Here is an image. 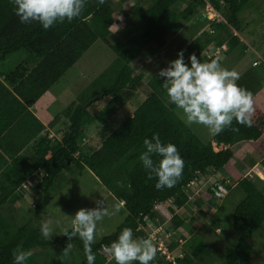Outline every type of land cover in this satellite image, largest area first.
<instances>
[{
	"label": "trees",
	"instance_id": "1",
	"mask_svg": "<svg viewBox=\"0 0 264 264\" xmlns=\"http://www.w3.org/2000/svg\"><path fill=\"white\" fill-rule=\"evenodd\" d=\"M205 1L147 0V4H143L144 0H135L134 3L121 0L122 16L127 20L122 29L126 34L110 44L116 14L114 0H103V3L87 0L78 17L70 23H56L47 30L37 22L21 24L11 0H0V264H12L11 253L17 245L32 253L35 249H64L67 244L77 247L82 253L80 264H86L83 244L78 236L70 240L66 235L46 239L41 236L39 226L31 222L18 225L1 212V207L26 184L35 197L34 211L39 216L53 200L55 189L65 185L59 183L62 174L86 169L125 212L113 233L92 242L94 264H106L107 261L115 264L102 246L115 240L124 227L131 228L135 237L149 238L148 222L154 223L161 216L162 207L170 201L172 205L167 208L170 217L166 222L168 233L181 230L185 220L178 210L187 208L191 202L201 206L197 197L203 192L197 179L211 171L225 173L244 193L233 209V228L241 236L224 256L223 264H254L250 240L264 222V193L235 168L232 159L235 150L248 147L264 168V75L261 81L256 73H245L236 81L253 94L252 126L245 127L233 120L238 132L225 129L213 136L212 143L217 147L225 146L224 149L215 151L212 143H203L176 114L174 106L166 103L160 87L163 80L158 77V72L148 81L146 98L131 114L122 118L118 126H112L115 123L112 117L132 101L143 86L144 75L135 74L131 63L148 44H154L156 50L163 49L167 37L180 32V22L191 21L206 5ZM208 2L223 20L211 22V15L207 14L206 22L211 25L212 34L216 33L190 41L185 47L187 58L194 54L199 59L211 45L225 46L228 55L241 44L238 35L242 32L243 21L240 14L253 0ZM97 41L108 45L115 59L64 110L65 124L58 130V135L54 138L43 135L45 126L30 108ZM21 51L29 54V60L7 67L8 57ZM104 99L106 109L102 110L96 104ZM91 108L95 110L90 111ZM57 120L55 118L50 126L54 127ZM93 122L102 126L101 142L94 148L83 145L85 129ZM153 133H157L162 142L173 143L184 160L182 175L171 188L156 189L155 177L148 178L138 159L143 151V139L151 138ZM24 149L26 153H22ZM48 154H51L50 158H47ZM153 159L157 158L154 156ZM37 173L42 174L41 178L32 185L30 179ZM230 179L211 182L207 193L220 200L223 193L219 187H228ZM117 181H120L119 185ZM169 240L164 246L172 252L178 242L170 243ZM154 246L157 247L156 243ZM183 246L185 253L175 259V264L209 260V247L199 235H192ZM209 261L207 264H214ZM25 264H39L37 256L32 253ZM150 264L173 263L167 262L165 256L156 251Z\"/></svg>",
	"mask_w": 264,
	"mask_h": 264
},
{
	"label": "rangeland",
	"instance_id": "2",
	"mask_svg": "<svg viewBox=\"0 0 264 264\" xmlns=\"http://www.w3.org/2000/svg\"><path fill=\"white\" fill-rule=\"evenodd\" d=\"M120 1L114 0L116 14L115 24L111 28L110 44L115 43L126 34L122 27L127 20L122 16L123 8ZM128 1L129 3H134L135 0ZM144 1L143 4H147V0ZM208 1H205L206 5L198 10L197 14L192 18V21L181 23L182 31L175 36L167 37V43L163 49L157 51L150 50L149 54L142 53L131 63L135 74L142 73L144 75L143 86L135 98L112 117L115 121L112 126H118L122 122V118L131 114L136 106L146 98L149 92L148 81L163 66H166L167 61L175 59L178 51L183 50L185 59L187 58L185 53L186 43H189L196 37H203L205 39L208 35H214L216 33L212 34L209 32L212 28L206 22L208 21L207 7L210 5ZM213 14L211 12V15ZM216 17L220 21L223 19L220 14L216 15ZM240 18L243 21L242 32L238 35L241 44L228 55L225 54V51L223 53L219 52L218 55L220 54V58L211 56L216 49L214 45H211L201 55L199 60L207 62L210 60V56L211 59L215 57L220 61L222 66L234 69L238 73L239 78L245 73L250 72L256 73L257 76L262 78V75H264V0H253L240 14ZM28 57H30L29 54L24 51L14 53L8 57L6 66L15 67L21 61H28ZM114 59V54L108 45L102 41H97L93 44L67 73L37 102V113H39L41 120L49 124L50 122L53 123L55 118H58L54 126L56 131L61 130L65 124L64 110L86 90L91 82L110 66ZM261 81H263V78ZM106 103L104 99L96 105L100 106V108L98 107L99 109L104 110L106 109ZM94 110L92 108L90 109V111ZM175 112L184 121L180 110L175 109ZM187 125L203 143H212L213 136L209 134L206 127L196 124ZM101 131L102 126L98 122L91 123L85 129L86 138L83 141V145L92 148L96 147L101 142ZM214 149L218 151L224 149V147L215 146ZM245 149L246 151L243 153ZM257 160L258 158L254 152L250 148L245 147L242 150H235L232 163L244 177L250 179L258 190L264 193V168ZM227 178L230 179L225 173L217 171H211L207 175L199 176L197 181L201 183V187H199L203 193L201 194L202 196L198 195L197 198L200 199L201 206L197 207L191 202L187 208L178 210L181 217L185 220V224L181 230H171L169 232L172 234L171 236L168 233L169 230H167L166 225L170 217L167 208L172 205L171 201L168 202L160 210L161 214H159L161 216L154 223L148 222L150 229L148 233L149 238L152 240L156 239L155 241L158 242L163 241V245L169 239L170 243L172 241L178 242V246L170 254V257L176 259L183 257L185 253L183 245L186 240L192 235H199L209 247V260L214 262V264H223L224 256L235 246L241 236V233L235 231L233 228V209L244 197V193L231 179V183L226 187L228 192L222 194L221 198H219L220 200L211 197L207 193V189L211 185V182ZM60 179L59 183L65 185L55 189L53 192V200L47 206L45 212L39 216L35 214L34 201L19 199L17 195L13 196L1 207V212L18 225L31 222V224L39 226L41 221H49L51 231L48 238L52 239L62 237L72 230L71 217L77 210L80 208L95 207V201L103 200L105 206L110 211L114 206L118 210L97 223L93 242L113 233L125 216L124 209L104 187L98 184L90 174V171L86 169L77 173L75 170L73 174H62ZM36 180L39 181V179ZM36 180L31 182L32 185H36ZM27 190L33 195L29 189ZM160 228V232L155 235L154 231H158ZM250 242L253 249L251 254L252 262L254 264H264V222L251 237ZM64 249L60 247L46 250L35 249L32 253L37 256L39 264H80L82 261V253L74 244H71L67 255L63 254ZM108 258L112 260L111 256H108ZM209 260L202 259L201 261H197L196 264H207V262H210ZM106 264H112V261H107Z\"/></svg>",
	"mask_w": 264,
	"mask_h": 264
},
{
	"label": "clouds",
	"instance_id": "3",
	"mask_svg": "<svg viewBox=\"0 0 264 264\" xmlns=\"http://www.w3.org/2000/svg\"><path fill=\"white\" fill-rule=\"evenodd\" d=\"M86 2L11 0L13 11L21 24L37 22L45 30L56 23H70L80 15ZM99 2L103 3V0ZM157 75L163 80L160 87L166 96V103L180 110L185 123L203 125L212 136L225 129L238 132L239 129L233 126V120L245 127L252 126L253 94L236 83L239 75L234 69L222 66L217 59L202 62L196 55L190 54L185 62L184 51L180 50L176 58L167 61ZM154 156L157 158L155 161ZM138 159L148 178L155 177L156 189L173 187L184 169V160L176 146L162 142L157 133L143 139V151ZM95 204V207L80 208L75 212L71 217L72 231L66 234L69 240L78 236L82 241L86 264H94L95 255L91 245L97 223L118 210L114 206L110 211L103 200L95 201ZM49 223L43 220L39 225L40 234L46 239L51 231ZM70 248L71 244H67L63 254L67 255ZM102 249L114 259L115 264H150L156 254L151 239L135 237L129 227L122 228L116 239L103 245ZM31 255V250L17 245L11 253L12 264H25Z\"/></svg>",
	"mask_w": 264,
	"mask_h": 264
},
{
	"label": "crops",
	"instance_id": "4",
	"mask_svg": "<svg viewBox=\"0 0 264 264\" xmlns=\"http://www.w3.org/2000/svg\"><path fill=\"white\" fill-rule=\"evenodd\" d=\"M215 13H216V15H219L218 14V12L217 11H215ZM209 15V14H208ZM211 15V14H210ZM212 16V15H211ZM217 19H218V17H217ZM223 20V19H222ZM192 21V20H191ZM218 21H220V20H218ZM217 21V22H218ZM181 23L182 22H180V24L179 25H181ZM181 27V26H180ZM180 31H182V27H181V30ZM187 44L188 43H186V45L185 46H187ZM153 48V49H152ZM153 51V50H156L155 49V46H154V44H148L145 48H144V50H143V54H145V53H148L149 54V51ZM157 51V50H156ZM36 105H37V103L35 104V106H33L32 108H30V111H31V113L45 126V130H44V132H42V134L44 135H46V134H48V136L49 137H56L57 135H58V130L56 131L55 129V126L54 127H51L50 125H51V123L52 122H48L49 124H47V123H44L42 120H41V118H40V115H39V113H37V108H36ZM36 111V112H35ZM214 143H212V145H213ZM215 144L213 145V148H215ZM222 146V145H221ZM218 147H220V146H218ZM222 147H224L225 148V146H222ZM245 151H246V149L243 151V153H245ZM27 152V150H23L22 151V153H26ZM50 156H51V154H48L47 155V158H50ZM257 162L259 163V160H257ZM41 175L42 174H40V173H37V174H35L34 176H33V178H31L30 179V181H34V180H36V179H40L41 178ZM37 181V180H36ZM29 189L30 190V192L32 193V191H31V188L29 187V186H27L26 184H24L23 186H22V188H20V190L17 192V196H18V198L19 199H24V200H31V201H34L35 199V197L33 196V195H31L29 192H28V190L27 189ZM27 190V191H26ZM33 194V193H32ZM33 198V199H31V198Z\"/></svg>",
	"mask_w": 264,
	"mask_h": 264
},
{
	"label": "built area",
	"instance_id": "5",
	"mask_svg": "<svg viewBox=\"0 0 264 264\" xmlns=\"http://www.w3.org/2000/svg\"><path fill=\"white\" fill-rule=\"evenodd\" d=\"M209 6H211V4L208 5V7H207V10H208V13L207 14H209V13L211 14V12L214 13L212 16L209 17V19H210L211 22H217L218 19H217L216 15H215L216 14L215 13V9L212 6L211 7H209ZM210 32L212 33L213 31H210ZM215 51H214L213 54H211V56H216L217 58H220V56H219L220 54L218 55V53L219 52L220 53L221 52L223 53L224 51H226V47L225 46H223L221 48L216 47ZM211 56H210V59H211ZM195 181L192 183V185L195 184ZM219 190L223 194H226L227 193L226 189L223 188V187H219ZM160 230H161V228L158 231H154L155 232L154 234L156 235L158 232H160ZM155 240L156 239H153L152 242L154 244L156 243V245H157L156 251H158L161 254V256H165V259H166L167 262H172L173 264H175V259L172 258V257H170L171 251H168L167 250V248L163 245V241H159L158 242V241H155Z\"/></svg>",
	"mask_w": 264,
	"mask_h": 264
}]
</instances>
